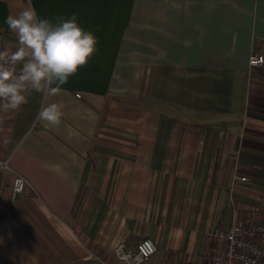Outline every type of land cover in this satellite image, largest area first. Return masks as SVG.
I'll return each instance as SVG.
<instances>
[{"label": "crops", "instance_id": "1", "mask_svg": "<svg viewBox=\"0 0 264 264\" xmlns=\"http://www.w3.org/2000/svg\"><path fill=\"white\" fill-rule=\"evenodd\" d=\"M29 6L75 14L98 51L56 96L0 112V264H94L146 237L155 264H206L210 228L262 221L264 0H0V50ZM51 102L60 123L37 122Z\"/></svg>", "mask_w": 264, "mask_h": 264}, {"label": "clouds", "instance_id": "2", "mask_svg": "<svg viewBox=\"0 0 264 264\" xmlns=\"http://www.w3.org/2000/svg\"><path fill=\"white\" fill-rule=\"evenodd\" d=\"M4 24L16 45L0 50V112L21 110L33 92L56 96L98 51V38L75 14L53 21L29 6L7 15ZM61 118L60 106L51 102L40 108L37 122L55 126Z\"/></svg>", "mask_w": 264, "mask_h": 264}, {"label": "built area", "instance_id": "3", "mask_svg": "<svg viewBox=\"0 0 264 264\" xmlns=\"http://www.w3.org/2000/svg\"><path fill=\"white\" fill-rule=\"evenodd\" d=\"M250 66L264 65V51L254 50L250 57ZM79 96V95H77ZM221 137L225 131L221 132ZM246 177L235 175L233 183L245 181ZM28 180L16 175L13 181L12 197L21 196ZM211 249L206 264H264V214L260 222L233 223L228 227L214 226L207 232ZM159 252V246L150 237L143 238L132 247L120 244L110 258L89 252L84 261L94 264H149ZM180 264H195L183 262Z\"/></svg>", "mask_w": 264, "mask_h": 264}, {"label": "rangeland", "instance_id": "4", "mask_svg": "<svg viewBox=\"0 0 264 264\" xmlns=\"http://www.w3.org/2000/svg\"><path fill=\"white\" fill-rule=\"evenodd\" d=\"M263 211H264V209L261 212L263 213ZM198 250L199 251L197 253H193L194 255L193 254H187V256H193V258L195 259L194 261H197V262L201 263L203 261V259H204L206 251L208 250V246L206 245V243L205 244L203 243L201 245V247H199ZM160 255H161V253L159 252L156 256H154V258L152 259V261L149 264H153V263L155 264L158 261V259L160 258ZM207 256H208V254H207Z\"/></svg>", "mask_w": 264, "mask_h": 264}]
</instances>
